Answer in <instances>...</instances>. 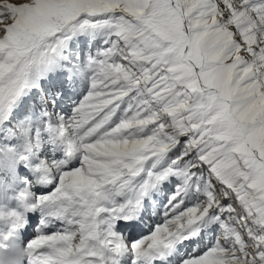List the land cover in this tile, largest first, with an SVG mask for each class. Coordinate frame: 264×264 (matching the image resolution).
<instances>
[{"label":"snow or ice","instance_id":"obj_1","mask_svg":"<svg viewBox=\"0 0 264 264\" xmlns=\"http://www.w3.org/2000/svg\"><path fill=\"white\" fill-rule=\"evenodd\" d=\"M0 264H264V0H0Z\"/></svg>","mask_w":264,"mask_h":264}]
</instances>
